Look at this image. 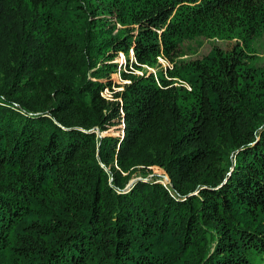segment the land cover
Wrapping results in <instances>:
<instances>
[{
  "label": "trees",
  "instance_id": "trees-1",
  "mask_svg": "<svg viewBox=\"0 0 264 264\" xmlns=\"http://www.w3.org/2000/svg\"><path fill=\"white\" fill-rule=\"evenodd\" d=\"M263 38L264 0H0V264H264Z\"/></svg>",
  "mask_w": 264,
  "mask_h": 264
},
{
  "label": "rangeland",
  "instance_id": "rangeland-1",
  "mask_svg": "<svg viewBox=\"0 0 264 264\" xmlns=\"http://www.w3.org/2000/svg\"><path fill=\"white\" fill-rule=\"evenodd\" d=\"M198 43H199V45L198 46L196 45V54L194 56H192V58H199V57H202L204 55H207L214 46H219L223 49L228 50V49H231L234 45L233 43H229V42H217V41L215 42V41H211L208 39H201ZM258 49H259V53L261 54V62H264V38L258 44ZM132 56L133 55H131V58H132ZM117 61L122 63V64H125V61H126L125 55L121 54ZM163 65H168V64L165 61H163ZM112 80L116 84H122V80H121L120 76L117 74L112 75ZM104 95L108 98L112 97L111 92L108 89L106 90ZM100 135L101 136H121L122 137V136H124V127L122 124H119V125H116L115 127L111 128L109 131L100 133ZM152 170H153L152 175L162 177L164 179V181H163L164 184L170 183L169 176L167 175V173L162 168L153 167Z\"/></svg>",
  "mask_w": 264,
  "mask_h": 264
},
{
  "label": "water",
  "instance_id": "water-1",
  "mask_svg": "<svg viewBox=\"0 0 264 264\" xmlns=\"http://www.w3.org/2000/svg\"><path fill=\"white\" fill-rule=\"evenodd\" d=\"M133 183H134V181L128 186V188H129L130 186H132Z\"/></svg>",
  "mask_w": 264,
  "mask_h": 264
}]
</instances>
